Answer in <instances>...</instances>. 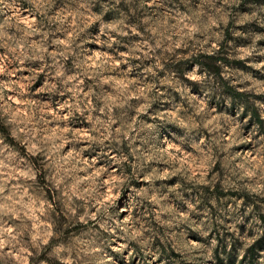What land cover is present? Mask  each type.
<instances>
[{"label": "clouds", "instance_id": "9594fccd", "mask_svg": "<svg viewBox=\"0 0 264 264\" xmlns=\"http://www.w3.org/2000/svg\"><path fill=\"white\" fill-rule=\"evenodd\" d=\"M0 264H264V0H0Z\"/></svg>", "mask_w": 264, "mask_h": 264}]
</instances>
